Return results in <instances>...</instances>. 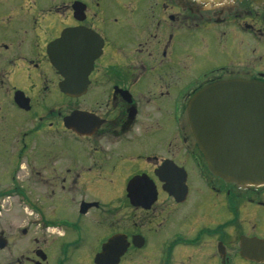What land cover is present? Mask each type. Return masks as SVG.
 Returning a JSON list of instances; mask_svg holds the SVG:
<instances>
[{"label": "flooded vegetation", "instance_id": "af4514ba", "mask_svg": "<svg viewBox=\"0 0 264 264\" xmlns=\"http://www.w3.org/2000/svg\"><path fill=\"white\" fill-rule=\"evenodd\" d=\"M229 81L264 83V5L0 0V264H264V185L189 120Z\"/></svg>", "mask_w": 264, "mask_h": 264}, {"label": "water", "instance_id": "95a60500", "mask_svg": "<svg viewBox=\"0 0 264 264\" xmlns=\"http://www.w3.org/2000/svg\"><path fill=\"white\" fill-rule=\"evenodd\" d=\"M240 1L264 5V0ZM62 48V39L52 48L58 52L54 60L58 69ZM189 110L195 139L211 172L237 185H264V83L213 84L191 100Z\"/></svg>", "mask_w": 264, "mask_h": 264}]
</instances>
